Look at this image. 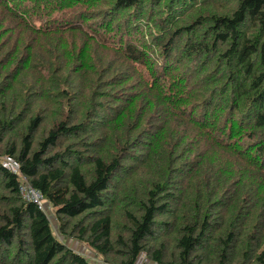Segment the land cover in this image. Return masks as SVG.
<instances>
[{"label":"trees","instance_id":"trees-1","mask_svg":"<svg viewBox=\"0 0 264 264\" xmlns=\"http://www.w3.org/2000/svg\"><path fill=\"white\" fill-rule=\"evenodd\" d=\"M35 1L33 7H43L40 12L58 11L53 1ZM162 1L113 0L110 7L161 10L157 28L166 43V62L173 53H184L195 67L162 72L133 44L120 46V63L114 67H102L100 60L87 66L89 56H81L79 67L64 80V90L76 93L78 102L85 99L81 113L77 102L75 111L68 110L71 122L55 120L38 141L34 138L44 119L35 116L20 145L7 146L3 157L19 163L22 176L55 210L63 228L76 221L63 236L78 231L77 240L102 256L114 255L118 264H135L141 254L153 264H264V199L230 183L227 175L213 178L216 172L202 159L203 144L226 148L248 176L264 179V0H235L228 13L213 14L208 21L204 17L197 30L179 26L178 19L169 21L164 11V6L195 0ZM20 14L35 15L29 10ZM56 22V17L46 20L33 32L56 30ZM66 59L49 67L53 91L48 93L65 99L68 90L58 89L56 77L71 70ZM96 83L104 90L135 85L142 93L127 97L125 108L116 100L106 109L93 102L94 93L89 96ZM3 87L1 105L6 102ZM217 99L225 107L209 116ZM6 115L0 119V135L16 116L12 109ZM179 127L184 128L180 134L172 130ZM236 136L247 138L243 148L234 145ZM176 168L177 181L167 175ZM193 168L199 183L191 182ZM240 171L228 174L241 179ZM18 186L19 178L0 165V264H89L53 236L46 214L22 200ZM116 214L125 220L121 231Z\"/></svg>","mask_w":264,"mask_h":264},{"label":"rangeland","instance_id":"rangeland-1","mask_svg":"<svg viewBox=\"0 0 264 264\" xmlns=\"http://www.w3.org/2000/svg\"><path fill=\"white\" fill-rule=\"evenodd\" d=\"M44 1H53V5L58 8V11L51 10L49 12L46 9L44 12H40L43 7H33L35 0H0V88L4 86L2 91L6 100L3 105L0 104V108L2 107L0 119L6 117L7 112L11 109L16 115L12 118L11 129L5 128V133L0 135V137L2 136L0 158L4 156L7 146L11 144L20 145L25 135V127L35 116H42L44 124L34 141H38L55 120L67 121L68 119L71 122L68 110H76L77 94L70 92L68 89L66 99L48 94L53 91L50 84L52 69L49 67H52V65L57 66L63 59L64 64L67 61L66 57L69 59L67 67H71V70L63 76L56 77L59 79L57 85L60 90L66 89L64 80L72 75L74 67H79L81 56H89L90 64L87 66L100 60L102 67H107L106 63H110L114 67L120 63L117 59L120 46L123 47L126 44H133L144 51L145 56L152 63V67H157L162 72L165 67L172 69L178 67V72L182 70V67H189V69L195 67L194 64L187 63L184 53H173L169 62H166L165 47H162L166 43L161 42L163 33L157 28L159 24L157 19L163 15L160 14L161 10L153 13H151V9L149 10L150 13H148V10L141 13L134 12L133 9L125 11L117 7H110L113 0H43L42 2ZM163 3H166V1L163 0ZM234 5L235 0H195L192 4L185 3V5L182 4L172 8L164 6V11L168 14L169 21L178 19L179 26L193 27L194 30H197L205 23L204 17H207L208 21V18L213 14H226L233 9ZM22 10H29L35 15L31 18L28 14L22 17L20 14ZM53 17L58 18V22L55 23L58 26L56 30H53V27L50 26L43 28L41 34L33 32L34 29H41L44 22ZM130 22H132V25ZM128 24L130 25L126 26ZM76 27L79 30L71 29ZM63 28L69 29L63 30ZM69 53H72V55L70 56ZM27 61L29 62L28 66L24 67ZM101 66L99 68H102ZM112 87L114 89H111ZM131 87L133 89H121L119 86H111L104 90L103 84L97 85L96 83L93 84V90L89 93V96L94 93L92 100L95 104H98L97 107L101 104L106 109H110L117 105L115 101L118 100L120 105H123L122 108H125L128 104V102H125L127 97L134 98L138 91H136L135 85H131ZM107 92L109 93L108 98H102L103 94ZM139 93H142L141 88H139L137 94ZM82 101L85 102V99H79L77 114H80L83 110ZM3 106L5 107L3 108ZM222 107H225L224 103L221 99H217L208 115L218 114ZM52 111L57 112V114L52 115ZM137 111H139V105L134 108L133 115ZM211 121H215L216 126L221 125L219 120H210L208 124ZM76 122L77 120L74 121V123ZM1 130L2 126L0 125V133H3V130ZM172 130L180 134L184 131V128L179 127L178 130ZM246 140V137L236 136L233 138V143L235 146L243 148ZM226 143V140L222 142L224 145ZM208 144H203L206 146L204 147L206 151L202 153V159L204 161L206 158L211 165L209 167L211 172H216L213 173V178L217 175H227L230 183L249 187L254 194L263 200L264 179L255 181V179L248 176L247 168L242 167L234 160L233 156L224 152L228 151L225 150L226 148L221 151L210 147L211 144L207 146ZM192 151L196 153L195 147ZM238 167L242 168L240 174L243 177L241 179L228 174ZM167 175L170 176L171 180L177 181L179 168L170 171ZM198 175L196 168H193L192 183L201 181V177L197 180ZM222 180L223 177L219 179V181ZM45 204L46 216L53 236L58 241L84 258L89 264H118V260L114 255L102 256L87 243L77 240L75 237H77L76 233L78 231H73V237L63 236L62 233L64 231L69 233L76 221L66 223V227L63 228L56 218L55 210L49 207L46 202ZM260 213L261 210H258L257 214ZM116 215L115 222L119 226L117 230L121 231V227L125 225V220L121 215ZM166 237L171 238V235ZM13 248L14 246L9 251L13 252ZM140 257L141 264H151V261L144 254Z\"/></svg>","mask_w":264,"mask_h":264},{"label":"built area","instance_id":"built-area-1","mask_svg":"<svg viewBox=\"0 0 264 264\" xmlns=\"http://www.w3.org/2000/svg\"><path fill=\"white\" fill-rule=\"evenodd\" d=\"M0 165L6 172L19 178L18 192L21 199L28 203H32L46 214V204L42 195L37 190L33 189L28 181L22 176L19 163L12 157L5 156L2 158ZM140 256L135 264H141Z\"/></svg>","mask_w":264,"mask_h":264},{"label":"crops","instance_id":"crops-1","mask_svg":"<svg viewBox=\"0 0 264 264\" xmlns=\"http://www.w3.org/2000/svg\"><path fill=\"white\" fill-rule=\"evenodd\" d=\"M151 264H153V263H151Z\"/></svg>","mask_w":264,"mask_h":264}]
</instances>
